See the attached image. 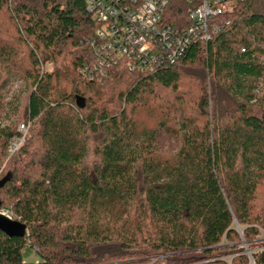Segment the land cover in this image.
Masks as SVG:
<instances>
[{"label": "trees", "instance_id": "trees-1", "mask_svg": "<svg viewBox=\"0 0 264 264\" xmlns=\"http://www.w3.org/2000/svg\"><path fill=\"white\" fill-rule=\"evenodd\" d=\"M217 23L175 66L89 79L87 0H0V211L27 227L0 264H226L264 230V0Z\"/></svg>", "mask_w": 264, "mask_h": 264}, {"label": "built area", "instance_id": "built-area-1", "mask_svg": "<svg viewBox=\"0 0 264 264\" xmlns=\"http://www.w3.org/2000/svg\"><path fill=\"white\" fill-rule=\"evenodd\" d=\"M244 1L87 0L88 11L99 28L89 42L93 60L81 72L89 79H98L119 64L141 74L175 66L194 45L213 41L220 31L218 20ZM28 127H19L20 136L11 141L10 155L24 144L22 134ZM1 213L10 217L6 211ZM236 231L241 239L237 252L218 260L226 264H264V230L258 228L259 234L252 241L244 238L239 226Z\"/></svg>", "mask_w": 264, "mask_h": 264}, {"label": "rangeland", "instance_id": "rangeland-1", "mask_svg": "<svg viewBox=\"0 0 264 264\" xmlns=\"http://www.w3.org/2000/svg\"><path fill=\"white\" fill-rule=\"evenodd\" d=\"M21 90H23V85L21 82H16L15 80L13 82H11V84L9 85V87L3 91V94L6 95V101L7 102H10V100L15 96V95H18ZM24 97L25 96H22V106H24ZM22 111V110H21ZM24 122L21 121L19 122V127L23 124ZM19 132V130H18ZM29 136V127L28 129L26 130V132H24L22 134V137L23 139H25L24 141H26L27 137ZM25 144V142H24ZM159 147L161 149V151H163L164 153H172L174 151L177 150L178 146L175 142V140L173 138H171L169 135L167 134H163L161 139H160V142H159ZM14 155V154H13ZM13 155H10L8 156V159L7 161L13 156ZM6 164V163H5ZM5 164L0 168V174L4 172L5 170ZM241 241L240 237H239V241L238 243ZM166 257H161L159 258L160 260H164ZM25 262L26 263H37L39 262V258H38V255L37 253L28 248L25 252Z\"/></svg>", "mask_w": 264, "mask_h": 264}, {"label": "water", "instance_id": "water-1", "mask_svg": "<svg viewBox=\"0 0 264 264\" xmlns=\"http://www.w3.org/2000/svg\"><path fill=\"white\" fill-rule=\"evenodd\" d=\"M0 231L10 238H24L27 234V227L0 212Z\"/></svg>", "mask_w": 264, "mask_h": 264}]
</instances>
